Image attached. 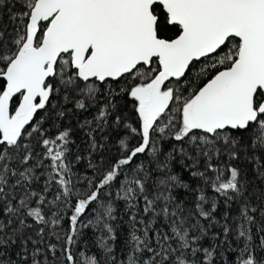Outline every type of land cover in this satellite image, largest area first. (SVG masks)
Instances as JSON below:
<instances>
[{
  "label": "snow or ice",
  "instance_id": "obj_1",
  "mask_svg": "<svg viewBox=\"0 0 264 264\" xmlns=\"http://www.w3.org/2000/svg\"><path fill=\"white\" fill-rule=\"evenodd\" d=\"M0 264H264V0H0Z\"/></svg>",
  "mask_w": 264,
  "mask_h": 264
}]
</instances>
